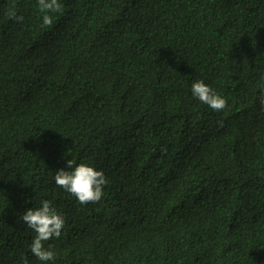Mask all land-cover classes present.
Here are the masks:
<instances>
[{"label": "trees", "instance_id": "obj_1", "mask_svg": "<svg viewBox=\"0 0 264 264\" xmlns=\"http://www.w3.org/2000/svg\"><path fill=\"white\" fill-rule=\"evenodd\" d=\"M262 101L264 0H0V264H41V200L49 264H264ZM67 159L100 201L56 185Z\"/></svg>", "mask_w": 264, "mask_h": 264}, {"label": "clouds", "instance_id": "obj_2", "mask_svg": "<svg viewBox=\"0 0 264 264\" xmlns=\"http://www.w3.org/2000/svg\"><path fill=\"white\" fill-rule=\"evenodd\" d=\"M38 2L42 11L50 10L55 6V0H38ZM43 23L45 25L51 23L48 15L43 17ZM191 95L217 112L226 106L224 97L216 93L203 80H196L191 84ZM54 181L57 186L73 195L81 204L100 201L107 183L102 170H97L94 166L86 163L74 165L71 159L65 161L64 168L56 170ZM21 220L27 228L35 233L29 244L31 254L41 264H49L50 261H54L55 253L51 245L46 248L44 242L60 237L65 224L63 215L51 206L50 201L41 200L38 207L26 208Z\"/></svg>", "mask_w": 264, "mask_h": 264}]
</instances>
